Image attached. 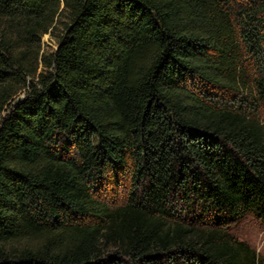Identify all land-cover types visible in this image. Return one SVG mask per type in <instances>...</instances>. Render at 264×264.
Returning a JSON list of instances; mask_svg holds the SVG:
<instances>
[{"label": "trees", "instance_id": "16d2710c", "mask_svg": "<svg viewBox=\"0 0 264 264\" xmlns=\"http://www.w3.org/2000/svg\"><path fill=\"white\" fill-rule=\"evenodd\" d=\"M263 110L264 0H0V264H262Z\"/></svg>", "mask_w": 264, "mask_h": 264}, {"label": "rangeland", "instance_id": "374dc122", "mask_svg": "<svg viewBox=\"0 0 264 264\" xmlns=\"http://www.w3.org/2000/svg\"><path fill=\"white\" fill-rule=\"evenodd\" d=\"M239 2H246V0H238ZM65 23H59L54 31V36L45 35L42 38V52L49 55L57 49L58 39L63 34ZM40 68L39 71H41ZM26 91L23 90L19 93L15 99V102H19L25 98ZM264 118V110H263ZM123 195L120 190L116 199L121 200ZM231 234L238 240L244 241L249 244L257 253L261 259V263L264 264V224L252 216H248L241 221L231 224Z\"/></svg>", "mask_w": 264, "mask_h": 264}]
</instances>
